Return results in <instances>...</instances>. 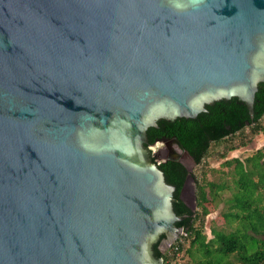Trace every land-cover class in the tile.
<instances>
[{"label": "water", "instance_id": "95a60500", "mask_svg": "<svg viewBox=\"0 0 264 264\" xmlns=\"http://www.w3.org/2000/svg\"><path fill=\"white\" fill-rule=\"evenodd\" d=\"M263 82L264 0H0V264H163L147 129Z\"/></svg>", "mask_w": 264, "mask_h": 264}, {"label": "trees", "instance_id": "16d2710c", "mask_svg": "<svg viewBox=\"0 0 264 264\" xmlns=\"http://www.w3.org/2000/svg\"><path fill=\"white\" fill-rule=\"evenodd\" d=\"M263 116L264 82L258 84L254 95L252 119L243 102L236 98L219 100L206 105L205 111L194 119L158 120L156 127L146 131L148 143L145 147L160 140L175 139L199 165L211 143H219L245 130L251 135H264ZM223 165L233 167L232 185L205 180L203 184H196L197 211L180 199L188 175L186 167L172 160L157 165L165 182L175 188L172 208L181 218L175 226L182 230L179 238L165 250L160 248L164 234L152 245L154 257L162 259L163 264H185L187 261L192 264H264V152L257 149L243 162L230 159ZM225 190L230 191V196L224 200L226 210L222 218L227 224L236 222L237 228L229 232L212 228L211 238H208L204 233V219L210 213L207 206Z\"/></svg>", "mask_w": 264, "mask_h": 264}, {"label": "rangeland", "instance_id": "374dc122", "mask_svg": "<svg viewBox=\"0 0 264 264\" xmlns=\"http://www.w3.org/2000/svg\"><path fill=\"white\" fill-rule=\"evenodd\" d=\"M261 124H264V116L261 119ZM230 147L231 149H229ZM257 148L262 149L264 152V135L261 133L251 135L248 133V130H245L243 133L233 135L219 143H211L206 157L199 165H196L191 159L183 155L175 143H172V145H170V149L173 151V154H182L180 161L185 165V167L190 169L194 178L193 182H188L183 191V197L186 204L192 210L197 211L196 198L192 199V195H195L196 184H203L204 180L225 182L227 185L231 186L233 180V167L224 166L223 163L225 160L237 159L243 162L244 159L253 154ZM168 149L169 148H167L163 143L159 144L157 142L152 152L157 154V150H165L164 152H166ZM158 159L164 160L165 157H159ZM229 196L230 191L225 190L219 194V198L216 201L211 202L207 206L210 213L204 219V233L208 238H211L210 229L212 228L221 229L225 232L233 231L237 228L238 224L236 222L227 224L222 218V214L226 210L224 200H226ZM180 234L181 233L177 235L176 239L179 238ZM168 247V243H164L160 246L161 250H165ZM185 264L192 263L187 261Z\"/></svg>", "mask_w": 264, "mask_h": 264}, {"label": "flooded vegetation", "instance_id": "af4514ba", "mask_svg": "<svg viewBox=\"0 0 264 264\" xmlns=\"http://www.w3.org/2000/svg\"><path fill=\"white\" fill-rule=\"evenodd\" d=\"M160 142H163V144L167 147V148H169L166 152H164V151H162V150H157V154H151V156H152V159H153V161L154 162H156V160L159 158V157H165V161L166 160H171V159H178V162H180V163H182L181 161H180V158H182V154H173V151L170 149V145H172V143H174V141H173V139H170V140H160ZM149 146H151V145H149ZM258 149V148H257ZM256 149V150H257ZM150 150V149H149ZM150 152H151V150H150ZM173 161V160H172ZM163 162V161H162ZM161 163V162H160ZM183 164V163H182ZM184 165V164H183ZM185 166V165H184ZM186 170H187V172H188V174L190 175V176H188V177H186V180H185V182H184V184H185V187H186V185L188 184V182H193L194 181V178H193V176H192V174H191V172L190 171H188V168L186 167ZM180 197L181 198H183L184 199V197H183V193H182V195L180 194ZM196 198V196L194 195H192V199H195ZM184 201H185V199H184Z\"/></svg>", "mask_w": 264, "mask_h": 264}, {"label": "built area", "instance_id": "2783aa9c", "mask_svg": "<svg viewBox=\"0 0 264 264\" xmlns=\"http://www.w3.org/2000/svg\"><path fill=\"white\" fill-rule=\"evenodd\" d=\"M181 234H182V232H181ZM170 245H171V244H170ZM170 245H169V246H170Z\"/></svg>", "mask_w": 264, "mask_h": 264}]
</instances>
